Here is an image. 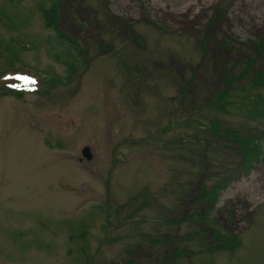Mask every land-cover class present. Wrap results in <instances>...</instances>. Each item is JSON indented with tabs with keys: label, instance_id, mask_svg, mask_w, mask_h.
Returning <instances> with one entry per match:
<instances>
[{
	"label": "rangeland",
	"instance_id": "obj_1",
	"mask_svg": "<svg viewBox=\"0 0 264 264\" xmlns=\"http://www.w3.org/2000/svg\"><path fill=\"white\" fill-rule=\"evenodd\" d=\"M54 1L0 0V264H264V0Z\"/></svg>",
	"mask_w": 264,
	"mask_h": 264
},
{
	"label": "trees",
	"instance_id": "obj_2",
	"mask_svg": "<svg viewBox=\"0 0 264 264\" xmlns=\"http://www.w3.org/2000/svg\"><path fill=\"white\" fill-rule=\"evenodd\" d=\"M59 8L60 6H59L58 0L54 1L51 6L46 8L44 10V23L47 28L56 31L58 37L62 39L63 42H66V43L68 42L70 50L74 51L75 43L67 35L62 34L57 28V16L59 14ZM260 48L261 50L264 49V40L261 41ZM77 54L78 52L75 54V56L72 59L65 61L66 65H68L69 67V70H72L77 66L76 64L78 63V59H80V57H78L79 54L78 55ZM253 65H254L253 62H249V65H248L249 69L250 68L252 69ZM251 73H252V70L247 72V75ZM251 80H253L254 84L257 87L264 86V74L262 72L255 73L252 76ZM227 85H228V89L231 91L230 87L232 85V82L229 81ZM229 90H226L225 98H219V99H224V105H228L230 103V101L227 100V95H228ZM256 101L258 102L257 104L255 103ZM263 101L264 100L260 98L253 99L252 103L255 104V107H253V109L251 108L250 110L254 114L264 112V110L261 108V105L262 107H264ZM213 131L215 132L216 135L218 134L222 135L223 133H226L219 129L218 130L213 129ZM232 133L233 132H231L230 136L238 140L239 143L241 144L240 154H242V156L244 157V162H243L244 169L250 170L255 164V162L259 161L263 153V148L261 146L262 142L261 140H259V138L248 140L245 136H241L242 134L240 133H237V134L236 133L232 134ZM224 189H225L224 185L216 184L212 189L203 190L201 199L206 205H208V208L204 210V213L201 211L200 216L202 219L205 218V220H207L208 223L210 222L217 223L214 220V218H212L210 215L212 213L213 208L218 203L219 197L223 193ZM213 234L220 241V243H218L217 246L215 247L217 249L235 250L240 245V239L238 238L237 234H232V233H229L228 231H222L219 228L218 229L213 228ZM85 237H86V233L83 235V238Z\"/></svg>",
	"mask_w": 264,
	"mask_h": 264
},
{
	"label": "water",
	"instance_id": "obj_3",
	"mask_svg": "<svg viewBox=\"0 0 264 264\" xmlns=\"http://www.w3.org/2000/svg\"><path fill=\"white\" fill-rule=\"evenodd\" d=\"M82 154H83V156H84L87 160H90V159H92V157H93V154H92L91 148H90L89 146H85V147L82 149Z\"/></svg>",
	"mask_w": 264,
	"mask_h": 264
}]
</instances>
